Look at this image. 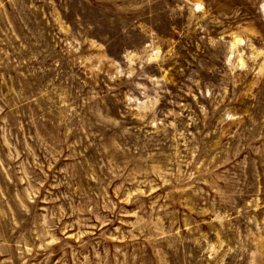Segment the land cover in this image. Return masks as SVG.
I'll list each match as a JSON object with an SVG mask.
<instances>
[{
  "label": "rangeland",
  "instance_id": "obj_1",
  "mask_svg": "<svg viewBox=\"0 0 264 264\" xmlns=\"http://www.w3.org/2000/svg\"><path fill=\"white\" fill-rule=\"evenodd\" d=\"M0 264H264V0H0Z\"/></svg>",
  "mask_w": 264,
  "mask_h": 264
}]
</instances>
